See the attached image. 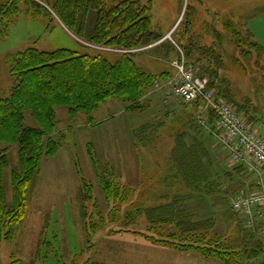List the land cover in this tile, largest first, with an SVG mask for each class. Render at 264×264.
Masks as SVG:
<instances>
[{
  "label": "rangeland",
  "instance_id": "374dc122",
  "mask_svg": "<svg viewBox=\"0 0 264 264\" xmlns=\"http://www.w3.org/2000/svg\"><path fill=\"white\" fill-rule=\"evenodd\" d=\"M6 1L0 0V5ZM55 1L39 2L51 17H32L22 9L8 36L0 37V99L9 95L13 84L8 61L28 48L47 52L68 49L101 55L110 62L129 53L144 72L157 78L164 76L140 100L143 110L139 112L126 111L125 105L116 100L101 104L89 115L80 112L74 119H69L65 107L55 108L57 133L53 136L60 138L61 147L56 155L41 160L22 224L11 241L0 240V264H223L218 258H204L193 251L181 252L153 242L152 238H165L175 230L149 228L146 210L174 200L180 204L173 211L193 214L194 220H209L210 234L220 236L225 245L232 244L237 250L244 246L250 249L239 264H264V236L260 229L250 237L252 226L231 209V201L237 195L258 192L253 185L256 176L238 172V165L230 162L221 144L220 134L202 123L205 116L201 120L193 108L177 100L173 89L174 63L183 60L200 73V68L186 58L183 47L188 37L197 38L201 47H207L214 41L215 30L222 41L218 80L229 81L237 107L242 99L247 101L259 109L257 115L264 121L261 61L255 62L254 56L249 61L241 57L222 25L229 20L246 29L234 15L246 0H135L140 6L149 7L150 29L163 38L158 44L126 51L92 46L75 38L53 15L50 8ZM121 1L124 0H104V4L109 8ZM209 4H213L212 9ZM226 8L233 15L213 13ZM23 123L36 127L28 112ZM149 125L160 129L152 146L147 147L139 141L148 136ZM178 134L185 136L186 142L198 141L205 147L209 165L207 188L214 194L206 196L207 188L202 194H193L182 189L184 182H177L168 190L164 188L168 181L165 179L171 174L167 157ZM7 155L11 168L16 164V148ZM9 170L4 173L8 196ZM101 175L110 184V191L102 188ZM83 181L92 188L84 196V203L78 197ZM175 188L179 195H175ZM167 194L168 200L160 198ZM81 204H85L86 216Z\"/></svg>",
  "mask_w": 264,
  "mask_h": 264
},
{
  "label": "trees",
  "instance_id": "16d2710c",
  "mask_svg": "<svg viewBox=\"0 0 264 264\" xmlns=\"http://www.w3.org/2000/svg\"><path fill=\"white\" fill-rule=\"evenodd\" d=\"M39 2L45 0H7L0 5V37L8 36L10 27L22 9L32 17H51V13ZM50 9L68 32L92 46L126 51L151 46L163 38L150 29L149 7L140 6L135 0H124L109 8L105 6L104 0H56ZM222 25L230 33L231 42L241 57L245 60L249 58V61L254 56L255 62L261 61L259 71L264 81V49L251 40L247 30H242L232 21L228 20ZM212 33L214 41L207 47H201L197 38L188 37L185 46L181 45L186 58L200 68L199 77L208 78V89L214 92L217 99L228 105L253 130L260 131L264 121L257 115L259 109L243 99L237 107L229 81L224 78L218 80L217 73L222 65L219 54L222 41L215 30ZM130 55L122 53L118 60L110 62L101 55L90 56L68 49L47 52L28 48L8 61L13 84L9 95L0 99V240L9 242L14 238L16 229L25 218L28 194L41 160L56 155L61 147L60 138L53 136L57 133L56 107H65L69 119H74L80 112L89 115L109 100L123 103L128 112L143 110L140 100L154 89L155 82L163 74L157 78L144 72ZM189 107L193 108L194 113L197 111V107ZM26 112L36 127L24 126ZM205 120L207 126L220 134L216 128V118L211 112L206 114ZM146 129L150 135L144 140L140 139L143 146L154 143L160 127L149 125ZM184 138L178 134L173 139L174 144L166 162L171 174L165 181L184 182L187 191L202 194L209 184L208 154L203 144L198 141L186 142ZM13 147L16 148V164L9 168L7 154ZM89 156L91 161H95L93 155ZM236 168L238 172L248 173L242 165ZM7 169H10V196L4 181ZM99 181L103 182L102 188L111 190L110 184L104 182V176H99ZM91 189L89 183L83 181L79 200L82 199L84 203V196H88ZM210 192L207 188L206 196L214 194ZM217 192L220 193L219 189ZM163 198L168 200L167 196ZM178 204L179 201L174 200L146 210L149 228L170 227L175 230L165 238H152L154 243L181 252L193 251L204 258H218L223 264H239L249 254L250 249L246 246L243 250H237L232 244L225 245L220 236H212L207 225L209 220H194L193 214L173 211ZM81 211L86 216L85 204H81ZM255 222L249 232L252 238L264 224L263 221H257L259 224Z\"/></svg>",
  "mask_w": 264,
  "mask_h": 264
},
{
  "label": "built area",
  "instance_id": "2783aa9c",
  "mask_svg": "<svg viewBox=\"0 0 264 264\" xmlns=\"http://www.w3.org/2000/svg\"><path fill=\"white\" fill-rule=\"evenodd\" d=\"M176 77L174 96L185 105L197 107L201 120L208 112L216 118V128L220 132V141L228 152L230 162L242 165L250 174L260 179L264 176V124L261 130H253L233 110L217 99L212 90L208 89L207 78L199 77L194 68L184 61L174 63ZM205 119L202 121L204 124ZM260 191L244 195L239 194L231 201L232 211L245 217L247 224L254 226L256 218L264 216V185L259 182ZM264 236V224L260 227Z\"/></svg>",
  "mask_w": 264,
  "mask_h": 264
},
{
  "label": "crops",
  "instance_id": "0c3cea01",
  "mask_svg": "<svg viewBox=\"0 0 264 264\" xmlns=\"http://www.w3.org/2000/svg\"><path fill=\"white\" fill-rule=\"evenodd\" d=\"M261 4V6L258 3ZM256 2H252L251 0H246V3H244V5H242L240 8L241 11L239 13H234L235 17H237L240 21L243 22V25L245 26V30H247L249 32V34L251 35V40L256 42L260 47H262L264 49V43L263 42H257V41H264V0H262L261 2L256 0ZM209 8L212 9L213 8V4H209ZM217 12H213V13H221V14H230L233 15V11L231 9H222V10H216ZM227 14V15H228ZM216 15V14H215ZM170 37V34H169ZM189 106V105H187ZM205 124V121H204ZM254 176H256V174H254ZM255 178V177H254ZM260 178L258 176H256V178L253 181V185L255 186V189H258V192L260 191V186H259V182L261 181L264 185V176L261 178L262 180H259ZM165 186L167 185V187H164L166 190L171 189L172 186H177V183H165ZM258 188H257V187ZM176 189V188H175ZM183 190H185V186L182 188ZM174 193V192H173ZM170 194V193H168ZM161 195L160 198H162L163 200H166L165 198H163L164 196H169V195ZM179 195V189H176V193L175 195ZM244 195H248V194H244ZM232 209V208H231ZM241 215H238V217ZM242 219H244L247 223V219L243 216H241ZM240 218V217H239ZM264 220V216L258 217L256 218V221H263ZM264 222V221H263ZM199 264H213V263H206V262H201Z\"/></svg>",
  "mask_w": 264,
  "mask_h": 264
}]
</instances>
